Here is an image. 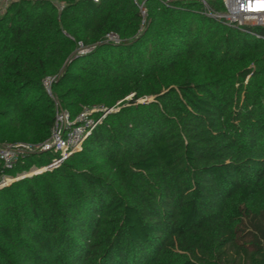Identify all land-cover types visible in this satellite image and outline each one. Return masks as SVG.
<instances>
[{
  "label": "trees",
  "instance_id": "16d2710c",
  "mask_svg": "<svg viewBox=\"0 0 264 264\" xmlns=\"http://www.w3.org/2000/svg\"><path fill=\"white\" fill-rule=\"evenodd\" d=\"M59 1L0 15V145L50 138L47 78L72 118L113 111L60 167L0 189V264H264V40L199 0H148L144 30L134 0Z\"/></svg>",
  "mask_w": 264,
  "mask_h": 264
},
{
  "label": "built area",
  "instance_id": "2783aa9c",
  "mask_svg": "<svg viewBox=\"0 0 264 264\" xmlns=\"http://www.w3.org/2000/svg\"><path fill=\"white\" fill-rule=\"evenodd\" d=\"M15 1L19 0H0V9H7ZM49 1L58 8L59 12H62L65 8V4L59 0ZM84 1L101 3L103 0ZM147 1L148 0H134L143 20L141 30H144L149 20ZM173 1L174 0H163V5L169 7ZM212 1L215 0H199L203 5V12L207 17L227 27L252 34L264 40V34H258L253 31V28H264V9L261 8V6L264 5V0H221L223 4L222 10H217L212 4ZM107 42L119 44L121 40L118 35L110 34L107 36ZM79 48V54L83 56L89 54L95 47H86L82 43H79ZM54 80L55 78H47L43 81L47 94L55 101L56 108L55 124L51 130L50 138L41 144L18 143L0 145V162L4 169V176L0 183V188L8 186L9 180L13 179L6 177L5 171L14 169L18 163L23 162L31 155L44 152H53L58 155L49 165L32 169L36 170L35 174L53 171L60 167L72 154L82 150V146L86 139L97 128L106 114L113 111V109L106 111L102 118L96 120L94 114L105 110L102 107L84 108L79 115L72 118L71 114L62 108L52 93ZM17 180L18 179L15 178L12 182Z\"/></svg>",
  "mask_w": 264,
  "mask_h": 264
},
{
  "label": "rangeland",
  "instance_id": "374dc122",
  "mask_svg": "<svg viewBox=\"0 0 264 264\" xmlns=\"http://www.w3.org/2000/svg\"><path fill=\"white\" fill-rule=\"evenodd\" d=\"M6 12V9H0V15H3L4 13ZM79 50H80V48H79V46L77 47V50H76V52H75V54H76V56H80V54H79ZM92 52V51H91ZM83 56H85V55H83ZM52 93H53V91H52ZM56 99V98H55ZM57 100V99H56ZM81 113V112H80ZM35 171L36 170H31L29 173H27V174H22V175H20V176H18L16 179H18V180H21V179H24V178H26V177H31V176H35V175H39V174H35ZM29 174V175H28ZM26 175H28V176H26ZM13 179H15V178H13ZM12 179V180H13ZM17 180V181H18ZM13 183V182H12ZM12 183H10L9 185H11ZM1 189V188H0Z\"/></svg>",
  "mask_w": 264,
  "mask_h": 264
},
{
  "label": "bare ground",
  "instance_id": "6f19581e",
  "mask_svg": "<svg viewBox=\"0 0 264 264\" xmlns=\"http://www.w3.org/2000/svg\"><path fill=\"white\" fill-rule=\"evenodd\" d=\"M12 182V180H9V183H11ZM9 183H8V185H9Z\"/></svg>",
  "mask_w": 264,
  "mask_h": 264
},
{
  "label": "snow or ice",
  "instance_id": "6c2138e0",
  "mask_svg": "<svg viewBox=\"0 0 264 264\" xmlns=\"http://www.w3.org/2000/svg\"><path fill=\"white\" fill-rule=\"evenodd\" d=\"M261 8L264 9V5H262Z\"/></svg>",
  "mask_w": 264,
  "mask_h": 264
}]
</instances>
